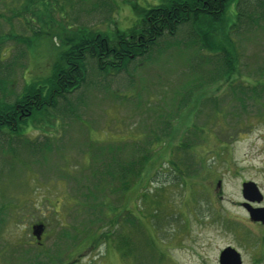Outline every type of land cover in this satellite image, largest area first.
<instances>
[{"label": "rangeland", "instance_id": "1", "mask_svg": "<svg viewBox=\"0 0 264 264\" xmlns=\"http://www.w3.org/2000/svg\"><path fill=\"white\" fill-rule=\"evenodd\" d=\"M159 1L48 0L43 6L0 0V53H5L0 85L6 101L13 102L26 85L51 79L54 63L76 33L112 36ZM192 29L183 26L165 36L147 56L121 69L101 70L89 60L83 84L57 110L29 116L18 133L4 131L0 264H220L229 246L243 264H264V226L242 206L245 181L257 184L264 206V94L249 100L239 116L229 114L233 102L226 97L218 100L222 110L214 112L210 101L223 96L228 82L204 81L214 65L196 60ZM18 36L27 37V44ZM243 37L239 80L264 84V27ZM180 103L185 106L174 118ZM160 114V121L172 120L171 135L153 143L140 180L123 198L107 196L108 218L96 221L83 208L90 152L144 141L161 126L154 125ZM194 121L203 126L195 137L201 143L194 149L199 170L177 177L170 160L184 157L174 149ZM38 224L45 225L40 240L33 231ZM104 231H110V242L102 239ZM124 237L132 240L130 253L119 246Z\"/></svg>", "mask_w": 264, "mask_h": 264}, {"label": "trees", "instance_id": "2", "mask_svg": "<svg viewBox=\"0 0 264 264\" xmlns=\"http://www.w3.org/2000/svg\"><path fill=\"white\" fill-rule=\"evenodd\" d=\"M42 1L45 3H41V0H26V3L43 6L48 4V0ZM187 25L193 27L192 33L196 35L194 38L191 35V45L196 47V60H201V64L214 65L213 70L209 72L211 75L203 77L204 81L221 84L228 82L225 84L223 96L214 98L216 102L210 101L214 103V112L222 110V104H219L218 100L223 97L230 98L233 102L230 109L228 108L231 116H239V113L247 111L249 100H257L264 94V84L239 80L238 74L241 73L237 69L244 55L240 42L246 39L239 37L252 33L257 25L264 27V0H160L158 4L146 7L131 27L118 30L112 36L102 32L76 33L69 44L66 42L67 49L61 51L54 63L52 78L43 83L26 85L13 102L6 101L7 90L0 85V138L1 135L7 134L4 132L6 129L18 133L20 128L27 126L26 119L29 116L35 118L41 113L57 110L60 100L83 84L89 60H93L101 70L107 66L121 69L130 61L144 58L162 38L176 34L181 27ZM26 39L24 36L19 37V41L25 45ZM4 54L0 53V66L4 63L1 59ZM234 74L237 77L234 81H225ZM201 86L204 85H197L196 89ZM192 94L193 91L190 90L188 100H191ZM183 105L180 103L179 112H174V118L181 112V107L184 108ZM200 111L202 112V109ZM161 117L160 114L154 122L157 127L159 124L161 126L157 132L152 129L145 137V142L125 141L122 145L110 149L102 147V150L97 151L94 148L90 152L89 172L84 170L87 173L83 176L86 183L82 185V188L86 189L83 193V208L93 212L96 221L101 219L102 222L104 218H108L106 213L111 195H121L123 198L140 180L156 149L153 143L171 135L172 120L160 121ZM202 127L194 121L181 143L175 147L174 155L184 154L178 163L170 160L177 177L199 170L194 149L201 145L195 137H200ZM188 137H193L189 143L185 142ZM117 215L110 219L111 223L117 221ZM129 222L133 224L135 220L130 219ZM101 234L105 242H110V231ZM130 244H133L131 238L124 237L119 246L130 253Z\"/></svg>", "mask_w": 264, "mask_h": 264}, {"label": "water", "instance_id": "3", "mask_svg": "<svg viewBox=\"0 0 264 264\" xmlns=\"http://www.w3.org/2000/svg\"><path fill=\"white\" fill-rule=\"evenodd\" d=\"M220 185V183H219ZM243 206L248 211L252 221L264 223V206H254L263 201V194L257 184L253 181H245L242 184ZM45 230L44 224L33 226L34 235L40 240ZM220 264H242L241 254L232 247L225 248L220 254Z\"/></svg>", "mask_w": 264, "mask_h": 264}, {"label": "flooded vegetation", "instance_id": "4", "mask_svg": "<svg viewBox=\"0 0 264 264\" xmlns=\"http://www.w3.org/2000/svg\"><path fill=\"white\" fill-rule=\"evenodd\" d=\"M243 204H244V202L242 203V206H243ZM253 205L254 206H260L261 204H257V203H253ZM244 207V206H243ZM245 208V207H244ZM247 211V210H246ZM255 223H257V224H262L263 226H264V223H262V222H255ZM44 236V234L42 235V237ZM42 237H41V239H42ZM219 262H220V257H219ZM242 264H243V262H242Z\"/></svg>", "mask_w": 264, "mask_h": 264}]
</instances>
